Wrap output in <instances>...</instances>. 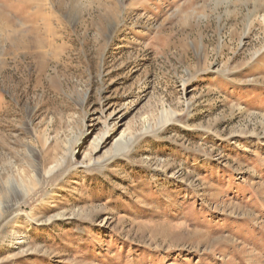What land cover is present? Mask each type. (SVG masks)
Masks as SVG:
<instances>
[{"label":"rangeland","instance_id":"rangeland-1","mask_svg":"<svg viewBox=\"0 0 264 264\" xmlns=\"http://www.w3.org/2000/svg\"><path fill=\"white\" fill-rule=\"evenodd\" d=\"M263 13L0 0V264H264Z\"/></svg>","mask_w":264,"mask_h":264},{"label":"bare ground","instance_id":"bare-ground-1","mask_svg":"<svg viewBox=\"0 0 264 264\" xmlns=\"http://www.w3.org/2000/svg\"><path fill=\"white\" fill-rule=\"evenodd\" d=\"M260 20L264 23V13L259 15ZM173 115V112H165L163 114V121H167L169 120ZM106 137V134L104 133L101 137L97 138V140H95L94 142V149H98L104 142ZM131 139H126L124 138L123 134H120L113 142L111 148L108 149L107 153H110L113 156H119L120 153H122L123 151H125L129 145ZM86 157V155H85ZM90 160V158H89ZM88 160V161H89ZM58 166V164H55L53 166H49L50 168H48V170L46 171V173H50L52 172L56 167ZM4 210H0V217L3 215ZM16 238H19V236H17Z\"/></svg>","mask_w":264,"mask_h":264}]
</instances>
